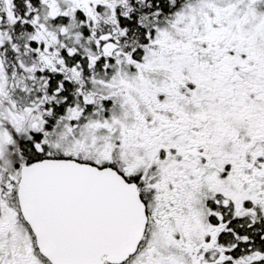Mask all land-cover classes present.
Returning a JSON list of instances; mask_svg holds the SVG:
<instances>
[{
  "label": "snow or ice",
  "instance_id": "6c2138e0",
  "mask_svg": "<svg viewBox=\"0 0 264 264\" xmlns=\"http://www.w3.org/2000/svg\"><path fill=\"white\" fill-rule=\"evenodd\" d=\"M0 264H264V0H0Z\"/></svg>",
  "mask_w": 264,
  "mask_h": 264
}]
</instances>
